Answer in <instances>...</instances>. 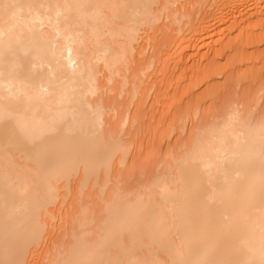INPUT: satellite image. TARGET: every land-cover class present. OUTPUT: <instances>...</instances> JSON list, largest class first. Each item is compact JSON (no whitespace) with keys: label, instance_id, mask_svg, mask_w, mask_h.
Here are the masks:
<instances>
[{"label":"bare ground","instance_id":"6f19581e","mask_svg":"<svg viewBox=\"0 0 264 264\" xmlns=\"http://www.w3.org/2000/svg\"><path fill=\"white\" fill-rule=\"evenodd\" d=\"M0 264H264V0H0Z\"/></svg>","mask_w":264,"mask_h":264},{"label":"rangeland","instance_id":"374dc122","mask_svg":"<svg viewBox=\"0 0 264 264\" xmlns=\"http://www.w3.org/2000/svg\"><path fill=\"white\" fill-rule=\"evenodd\" d=\"M170 32V31H169ZM185 72H186V70H185ZM179 74V72L178 71H175V75L173 76V78L170 80V83H169V86H176V85H178L179 83H180V81H181V79H180V75H178ZM152 81V80H151ZM152 86V84L150 83V85L148 86V84H147V89H149L148 90V93L147 94H149V93H151V92H149V91H153V87L152 88H150ZM151 89V90H150ZM155 90H157L158 91V89L157 88H154ZM153 91L152 92V94H151V96H147L145 99H144V101H146V103L144 102V104H142L143 105V109L141 110V112L142 113H146V115L147 116H150V112L152 113V112H155V111H153L154 109V106H153V100H151V99H154V97H155V92L156 91ZM166 91H164V92H162L159 96V98H161V95L163 96V97H165V93ZM165 93V94H164ZM164 94V95H163ZM153 95H154V97H153ZM113 96V95H112ZM152 97V98H151ZM162 97V98H163ZM119 100L118 101H120L122 98H118ZM147 99H149V101L147 100ZM164 100V99H163ZM148 102V103H147ZM151 105H152V107H151ZM143 110H145V111H143ZM158 111V110H157ZM141 113V114H142ZM148 113H149V115H148ZM152 114H154V113H152ZM145 115V117H143L144 116V114H142V121H144L143 123L145 124V122L146 123H148V122H151V121H153V120H151V118H153L154 116L153 115H151L150 116V118L149 117H147ZM153 116V117H152ZM176 118H178L179 119V117H176ZM150 120V121H149ZM154 122V121H153ZM150 123H148V124H145V125H149ZM162 144H164V145H166V143L164 142H162ZM161 156H157L156 157V160H158L159 158H160ZM155 160V159H154ZM136 162V163H135ZM156 162V161H155ZM155 162H147V159H145L144 161L142 160H136V161H134V165L133 166H130L129 168H126V167H121L120 168V170L118 169L117 171H120L121 172V170L123 171L122 173H124L125 172V170H126V173L125 174H127L128 175V178L129 177H131L130 179H128L127 178V180H126V175L125 174H123V177H124V175L126 176V177H124V179H122V177H120V179H121V181L117 178V180H118V182L116 181L113 185H114V188H118V187H121V185H123L122 187H123V189L125 188V187H128L127 188V190L129 189V190H136V189H138L139 187H141L144 183H146V177L147 176H143L142 174H141V172L142 171H144V170H148L150 173H153L154 171H156V169L159 167L158 166V164H156ZM153 163V164H152ZM143 167V168H142ZM126 168V169H125ZM133 170V171H132ZM136 171V172H135ZM139 172V173H138ZM128 173H130V176H129V174ZM132 173V174H131ZM135 173V174H134ZM149 173V174H150ZM122 175V174H121ZM140 176H142L141 178H140ZM144 178V179H143ZM145 180V181H144ZM141 183H142V185H141ZM117 184H119L120 186H118ZM141 185V186H140ZM130 187H132L131 189H130ZM124 190H126V189H124ZM97 193V195L95 196L94 195V193L92 194V196L93 197H91V199H90V197H86L85 198V201H86V203L88 204V205H94L93 207H96L97 209V211L95 210L94 211V217H95V219H96V221L97 222H99L102 218H103V216H99L100 214H103L104 213V209H103V206H104V204L103 205H100V206H98L99 205V194H98V192H96ZM93 198V199H92ZM96 198H98V200H96ZM94 200H95V202L96 201H98V205L97 204H93L92 202H94ZM102 199H100V201H101ZM103 202L101 201V204H102ZM99 207H101L102 209H103V211H102V209L101 210H99L100 208ZM96 216H98L97 218H98V220H97V218H96ZM101 217V219L99 220V218Z\"/></svg>","mask_w":264,"mask_h":264}]
</instances>
